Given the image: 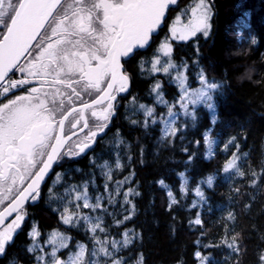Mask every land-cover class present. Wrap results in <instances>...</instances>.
Returning <instances> with one entry per match:
<instances>
[{"label":"snow or ice","instance_id":"1","mask_svg":"<svg viewBox=\"0 0 264 264\" xmlns=\"http://www.w3.org/2000/svg\"><path fill=\"white\" fill-rule=\"evenodd\" d=\"M177 0H0V256L15 242L14 237L22 231L28 215L26 205L37 204L42 198V184L55 167L65 160H73L92 152L89 164L99 168L105 179L103 193L107 194L106 204L116 203L122 196L121 207L125 213L116 219L117 225L132 220L136 213L133 198L141 195L133 186L122 187L130 181L134 173L123 180H116L114 187L113 163L116 170L122 169L119 146L123 143L119 129L113 133L116 145L115 160L111 155L103 163H98L101 154L95 153V145L102 141L117 112L118 97L130 89L131 76L126 68L129 60L140 50L151 46L154 34L166 19V11ZM185 19L182 21L181 17ZM213 7L211 0H192L189 7L182 10L168 26L166 36L154 50L150 59L141 57V72L163 73L179 88L176 101L179 111H174L162 94V86L156 81L150 88L155 100L163 104L167 114L159 119L160 139L171 144L183 124L177 125V117L182 113L197 120L194 111L197 104H203L216 122L214 96L220 91V84L207 79L201 67L197 73L199 87L191 88L186 71L189 64L183 59L176 63L173 59L171 41L187 42L198 38V34L208 38L211 34ZM242 27H247L241 22ZM237 39H243L237 34ZM255 44V37L251 39ZM199 49L197 48V55ZM198 66V61L192 62ZM146 65H148L146 69ZM135 97L130 103H135ZM144 120H131L132 125L147 128L149 121L156 123L154 108L139 104ZM127 119V117H125ZM212 129L202 133L206 148L205 158L213 155L214 140L209 135ZM232 137L225 145L235 144V151L222 163L220 172L232 178L245 176L238 161L241 159L239 144ZM199 144L200 141H195ZM127 147V146H125ZM182 151L188 152L187 148ZM142 153V149H141ZM196 152L187 156L186 168L194 160ZM246 155V154H245ZM131 159V157H129ZM143 163V161H141ZM55 166V167H54ZM261 171L249 169L250 186L259 188L258 181L264 182V162ZM79 171V169H77ZM180 177L181 197L194 192L191 208L207 203L202 184L208 189L214 187L215 176L207 175L189 189L185 172ZM94 181L85 179L78 184L66 185L64 174L55 173L54 185L64 186V195L57 196L53 187L48 188V200H58L60 222L75 228L81 224L91 234L92 247L77 242L75 251L69 246L70 237L53 229L44 240L38 241L41 232L35 223L27 232L31 241L25 252L34 257V264H144L142 253L135 258L127 256L130 246L142 240V234L133 229L119 233L121 238H110L105 226V216L112 215L105 205V195L89 191ZM166 189L167 209L170 211L179 200L163 179L156 182ZM233 191L239 192L238 188ZM74 205V209L70 206ZM245 204L244 208L248 209ZM87 209L88 212L83 210ZM95 214V215H93ZM11 219L9 220V218ZM225 221H235L228 212ZM190 225H201L197 212ZM264 240V235L261 237ZM50 248L46 250L45 246ZM205 249L226 248L229 256L218 261L201 250L194 252L195 264H240L242 241L240 233L224 224V234L218 242L203 246ZM67 249L66 257L58 255ZM177 264H183L177 261ZM256 264H264V249L257 254Z\"/></svg>","mask_w":264,"mask_h":264},{"label":"trees","instance_id":"2","mask_svg":"<svg viewBox=\"0 0 264 264\" xmlns=\"http://www.w3.org/2000/svg\"><path fill=\"white\" fill-rule=\"evenodd\" d=\"M191 1L180 0L176 13ZM211 4L213 17L210 36H200L187 42L175 41L172 44L174 62L179 63L183 59L189 64L186 75L192 88L199 87L197 73L201 67L208 80L220 84V91L214 96L215 123L212 122L213 113L202 105L194 109L197 116L195 122L182 113L178 116L177 125L184 126L171 144L161 140L162 125L159 119L162 114L166 116L167 109L156 102L150 88L159 81L164 99L173 106L179 98V88L163 73L147 77L139 75L136 58H132L128 64L133 74L132 91L135 101L154 108L156 123L150 120L147 128L132 125L131 120L143 121V114L126 119L118 113L115 125L123 140L121 151H124L125 159L131 162L126 164L124 170L116 173V179L120 180L129 173H134L125 188L131 185L141 195L133 198L136 213L132 220L125 221L117 228L106 217L105 226L111 236L117 239L120 238L119 233L126 228L140 232L142 240L134 247L130 246L125 254L135 258L138 253H142L144 264H177V261L195 264L196 250L206 254L211 252L216 260L224 261L229 256L228 249H205L203 246L219 241L224 234L225 223L230 230L240 233V264H256L258 251L264 249V240L261 239L264 235V182L258 181L259 188L250 186L249 175L250 168L260 172V165L264 162V0H211ZM242 21L247 27L241 26ZM237 34L243 39L238 40ZM253 37L255 44L251 43ZM193 61H198V66ZM173 109L178 112L179 106L176 105ZM208 128L212 129L209 135L213 140L225 142L232 137L236 138L235 142L239 144V152L244 158L242 171L246 173L245 176L233 181L224 178L220 168L228 156L220 150L205 158L207 150L203 145L202 133ZM197 140L200 141L199 144L195 143ZM110 144V149L101 148L97 153H102L98 162L109 159V155L114 162L113 150L116 147L113 139ZM183 148H187L188 152L182 151ZM194 151V160L186 168L187 156ZM87 164L86 158L67 164L64 173L73 183L96 179L95 187L91 186L90 189L97 192L100 190L97 187H101L99 176H102V172L99 168H89ZM181 171L185 172L189 189L207 175L215 176L212 189L202 184L207 203L191 208L193 200L198 199L194 192L189 191L181 197L178 176ZM160 179L164 180L179 200L170 211L167 209L166 189L156 183ZM234 188H238L239 192L233 191ZM245 204L249 205L248 209L244 208ZM52 211L44 206L43 201L33 207L32 215L43 230L42 238L50 230L57 228L69 234L72 251H75L77 242L85 243L88 248L92 247L91 234L86 232L82 224L78 228L63 225L59 214ZM232 211L235 221H225L224 217ZM197 212L200 213L202 224L190 225L189 220L194 219ZM30 242L26 239L25 231L20 233L1 262L5 263L10 255L20 258L21 264H31L34 257L25 252L26 245ZM67 251L65 249L60 254L65 256Z\"/></svg>","mask_w":264,"mask_h":264},{"label":"flooded vegetation","instance_id":"3","mask_svg":"<svg viewBox=\"0 0 264 264\" xmlns=\"http://www.w3.org/2000/svg\"><path fill=\"white\" fill-rule=\"evenodd\" d=\"M175 14H176V5L175 6H172L168 10V13H167V16H166L164 25L161 26L158 29V34H154V36L152 38V41H151V46L147 47L146 50H140L137 53V55L135 57H133V58H136L137 66L139 65V61H140L141 57H144L146 59H150V57L152 56L154 50L156 49V47L158 46V44L161 42V40L164 38V31H166L165 29H168V26H169L168 22L170 21L171 16L172 15H175ZM129 61L126 64V68H127L128 72H129V74L131 76L130 89L126 93H121L120 96L118 97L116 115L114 116V118L112 120V123L110 125V128L106 130L108 132V134L106 136H103V140L102 141L98 140L97 144L95 145V153L100 152V149L101 148L102 149H110V147H111V144L110 143H111V141L113 139V133H115L117 131V129H118L117 126L115 125L116 119H118V113H120V116L127 117L128 118V111L134 105L133 103H130V101L132 100V98L134 96H133V91H132L133 74H132V71L129 69V66H128ZM138 73H139V75L141 74L142 77H147V75L145 74V71L141 72L139 66H138ZM93 155L94 154L92 152H89L88 155H82L81 157H77V158H75L73 160H65V161H63L61 163V165L59 167H55L54 166L55 167V171L52 172L51 175L48 178H46L47 179V183L46 184H42V198L40 199V201L37 204H39L41 201H43L44 206L46 208H49L52 211L54 209L53 208V204H52V202L50 200L47 199V197H48V188L49 187H52V181H53V179L55 177V173L56 172H63L64 173V169L66 167H68L67 164L74 163V162H78L80 159H84V158L87 159V161H88V164L87 165L89 166V168H91L92 166L89 164V157L90 156H93ZM103 162H101V163H103ZM130 162L131 161L127 162L126 164H129ZM98 163H100V162H98ZM126 164H125V166H126ZM125 166H124L123 170L125 169ZM103 188L104 187H101V189H103ZM102 192H103V190H100V193L101 194H102ZM105 203H106V200H105ZM35 205H33L31 202H28V204L26 205L28 215L26 217V220H25L24 224L22 225L23 230L22 231H19L18 234L15 235V237H14V240L15 241H16L17 236L20 233H22L23 231L26 232V239L29 240L27 238V232L30 230V228H31V226H32L33 223L36 224L38 230L41 233L43 232L42 228L40 227V224H39L38 220L35 217H33V215H32L33 207ZM52 212H54V211H52ZM55 212L57 213V211H55ZM10 219H11V217L9 218V220ZM13 244H11L7 248L6 254L8 252V249ZM6 254H4L3 256H0V264H20V262H21V259L20 258H14V257H12L10 255L7 257L6 262L5 263H2L1 260H3L5 258Z\"/></svg>","mask_w":264,"mask_h":264},{"label":"rangeland","instance_id":"4","mask_svg":"<svg viewBox=\"0 0 264 264\" xmlns=\"http://www.w3.org/2000/svg\"><path fill=\"white\" fill-rule=\"evenodd\" d=\"M192 3V1L185 7V8H187V7H189L190 6V4ZM185 8H183V9H185ZM182 9V10H183ZM182 10L181 11H179V12H177L175 15H172L171 16V19H170V21L168 22V24L170 25L171 23H172V21L174 20V18L178 15V14H180L181 12H182ZM181 19H182V21L185 19V17L184 16H182L181 17ZM166 34H167V29H166V31L164 32V37L166 36ZM200 36H202V35H199L198 34V38L200 37ZM194 39V38H193ZM192 39V40H193ZM190 41V40H189ZM147 67H148V65H146V69H147ZM146 74L147 75H154V74H152V73H150V72H148L147 70H146ZM156 74V73H155ZM187 83H188V81H187ZM188 85H189V83H188ZM190 86V85H189ZM191 87V86H190ZM192 88V87H191ZM178 100V99H177ZM139 104H141V103H134V105L129 109V111H128V117H131V118H134V117H138V114L139 113H141V114H143L142 113V111H140L139 110V108H138V105ZM161 105H163V104H161ZM176 105H178V103H176V104H174V106L173 107H176ZM203 104H197V105H195L194 106V108L192 107V106H190V108H189V111H194V109L195 108H198V107H200V106H202ZM164 106V105H163ZM179 106V105H178ZM177 120H178V117L176 118ZM228 141H229V139H227L225 142H220L218 139H215L214 140V144H213V154L217 151V150H220V151H222V152H224L228 157L231 155V153H232V151H235L236 150V148H235V144H228V147H227V150H225V145L228 143ZM236 143V142H235ZM114 145H115V143H114ZM114 147H116V145L114 146ZM114 151V150H113ZM123 153H124V151H121V145L119 146V156H120V158H121V163H122V165H124L125 166V164L128 162V159H125V157H124V155H123ZM114 154H115V156H116V152L114 151ZM239 155H240V157H241V159L238 161V164L240 165V167H241V170H243V163H244V158H243V154H241L240 152L238 153ZM103 162V161H102ZM124 167H122V169H123ZM122 169H120V170H116L115 168H114V164H113V180L112 181H110L109 182V184H110V186L111 187H114L115 185H114V182L117 180L116 179V173H117V171H122ZM60 173H62V174H64L63 172H60ZM101 178V187H104V184H105V179H104V177H103V175L102 176H100ZM241 176H236L234 173L232 174V178L231 179H229L228 178V174H226V173H224V178L225 179H227L228 181H233V180H236V179H238V178H240ZM132 179V178H131ZM131 179H130V181L128 182V183H130L131 182ZM55 180V177H54V179H53V181ZM53 181H52V187H53V189H54V192L56 193V195L57 196H63L64 195V186H66V185H70V184H78V183H73V182H70V179H69V177L66 175V174H64V181L66 182V184L64 185V186H62V185H54L53 184ZM93 181H94V183L93 184H90V186H89V191H90V193L92 192L91 191V189H90V187L92 186H94V185H96V182H97V180L96 179H93ZM95 187V186H94ZM101 187L99 186V187H97V188H99L100 190H103V189H101ZM124 189H126L125 188V185L122 187V189H121V191H123ZM100 190H98L97 191V193H100ZM102 194H104L103 192H102ZM105 195V200H106V198H107V194H104ZM122 200H123V197L122 196H117L116 197V203H114V204H112V205H107L106 203H105V205H106V207H107V210H108V212L109 213H112V215H106L105 216V218L106 217H108L109 218V221L111 220L112 221V223L118 228V227H120L121 225H123V224H121V225H117L116 223H115V220L116 219H120V218H122V215L123 214H126L125 213V209H124V207H121V203H122ZM51 202H52V204H53V208L54 209H56V208H58V207H60V210L62 211V206H60L59 205V201L58 200H51ZM71 208H73L74 209V205H72V206H70ZM118 210V211H117ZM84 212H88L89 210H87V209H84L83 210ZM57 213L59 214V211H57ZM232 213H233V211H232ZM60 215V214H59ZM93 215H95V214H93ZM118 215H120V216H118ZM82 224V223H81ZM81 224H79V225H77V227L78 226H80ZM107 228V231H108V233L110 234V238H114L113 236H111L112 234H111V232H109V229H108V227H106ZM57 229V228H56ZM57 230H59V229H57ZM52 230H50L48 233H47V235L51 232ZM59 231H61V232H63L62 230H59ZM124 231V230H123ZM122 231V232H123ZM64 233V232H63ZM68 237H70L67 233H65ZM47 235H46V237L45 238H42V236H40V237H38V241L41 243V245H43V242H44V240L45 239H47ZM121 238V237H120ZM119 239V238H118ZM70 241H71V239H70ZM70 241H69V243H70ZM45 246V248H46V250H49L50 251V248L48 247V246H46V245H44ZM64 249H61L60 250V252L61 251H63ZM229 251V250H228ZM60 252L58 253V255H60ZM66 257V256H65ZM31 264H34V262H32Z\"/></svg>","mask_w":264,"mask_h":264},{"label":"water","instance_id":"5","mask_svg":"<svg viewBox=\"0 0 264 264\" xmlns=\"http://www.w3.org/2000/svg\"><path fill=\"white\" fill-rule=\"evenodd\" d=\"M178 1H179V0H177V2H178ZM177 2H176V4H177ZM171 6H173V5H170V6H169V8H170ZM166 13H167V11H166ZM161 26H163V23H162V25H161Z\"/></svg>","mask_w":264,"mask_h":264}]
</instances>
